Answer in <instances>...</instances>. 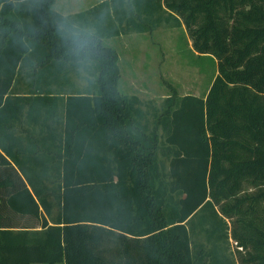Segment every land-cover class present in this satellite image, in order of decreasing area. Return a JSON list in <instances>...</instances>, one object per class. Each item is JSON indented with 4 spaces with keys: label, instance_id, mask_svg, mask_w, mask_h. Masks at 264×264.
Here are the masks:
<instances>
[{
    "label": "trees",
    "instance_id": "trees-1",
    "mask_svg": "<svg viewBox=\"0 0 264 264\" xmlns=\"http://www.w3.org/2000/svg\"><path fill=\"white\" fill-rule=\"evenodd\" d=\"M47 1L0 0V264H166L164 237L182 264H229L230 240L235 264H264V0H107L65 18ZM161 28H183L215 77L152 128L123 99L118 135L99 53L59 48ZM130 143L154 149L149 185Z\"/></svg>",
    "mask_w": 264,
    "mask_h": 264
},
{
    "label": "rangeland",
    "instance_id": "rangeland-1",
    "mask_svg": "<svg viewBox=\"0 0 264 264\" xmlns=\"http://www.w3.org/2000/svg\"><path fill=\"white\" fill-rule=\"evenodd\" d=\"M80 1L81 4L78 5H62L60 4L62 0H48L44 7L46 10L57 12L65 9L67 14H74L90 8L95 2ZM41 37L44 42L50 40L51 31L47 22L43 24ZM78 47L88 48V52H82ZM191 50V42L183 28H161L149 34L125 35L104 41L100 46L92 41L82 47L78 44H69L59 48L60 58L66 56L72 61L94 59L93 55L99 53L103 71L101 86L109 101L111 121L118 135L126 131L125 121L123 123L120 115L123 110L122 101L125 98H136L139 101L137 107L147 119L145 124L152 128L155 115L162 111L166 100H179L185 96L201 98L207 94L215 77L214 66L205 59L199 62ZM68 79L73 84L75 92H85L90 88L87 75L83 71L70 73ZM65 92L67 93L68 89H65ZM159 135L158 133L155 148L159 145ZM124 137L126 138L125 135ZM131 146L136 152L134 158L139 164L145 184L149 185L148 169H151L153 164L154 149L146 150L133 144ZM159 159L165 163L161 157ZM165 165L167 167V163ZM156 215L159 218V212ZM158 223L161 224L159 220ZM204 238L203 234L193 237V245L207 249ZM167 244L166 237L160 239V256L164 263L182 264L168 251ZM221 248L228 258V263L235 264L237 259L235 243L231 240L228 243L224 242Z\"/></svg>",
    "mask_w": 264,
    "mask_h": 264
},
{
    "label": "crops",
    "instance_id": "crops-1",
    "mask_svg": "<svg viewBox=\"0 0 264 264\" xmlns=\"http://www.w3.org/2000/svg\"><path fill=\"white\" fill-rule=\"evenodd\" d=\"M104 1H107V0H95V2H93V5L90 7V8H88V9H91V8H93V7H95V6H97V5H99V4H101L102 2H104ZM83 3V2H82ZM60 4H70V5H78V4H81V1L80 0H62V2H60ZM88 9H86V10H88ZM86 10H83V11H86ZM83 11H79V12H77V13H74V14H67L66 13V11H65V9H63V11L62 12H60V11H54V12H56L57 14H59V15H61L62 17H68V16H71V15H75V14H78V13H80V12H83ZM154 32V31H153ZM150 33H152V32H150ZM147 34H149V33H147ZM130 35V34H129ZM136 35H139V34H136Z\"/></svg>",
    "mask_w": 264,
    "mask_h": 264
}]
</instances>
